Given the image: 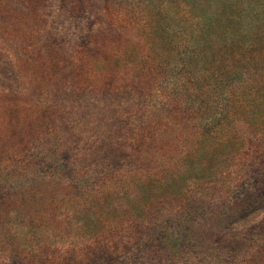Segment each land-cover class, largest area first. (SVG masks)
Segmentation results:
<instances>
[{
  "label": "rangeland",
  "instance_id": "374dc122",
  "mask_svg": "<svg viewBox=\"0 0 264 264\" xmlns=\"http://www.w3.org/2000/svg\"><path fill=\"white\" fill-rule=\"evenodd\" d=\"M192 26L183 0H0V264H264V198L234 206L261 150L236 182L243 133L182 74Z\"/></svg>",
  "mask_w": 264,
  "mask_h": 264
},
{
  "label": "trees",
  "instance_id": "16d2710c",
  "mask_svg": "<svg viewBox=\"0 0 264 264\" xmlns=\"http://www.w3.org/2000/svg\"><path fill=\"white\" fill-rule=\"evenodd\" d=\"M184 13L190 15L192 21L190 34L185 33V55L181 58L183 76L196 85L199 100L215 96L217 100H226L227 116L235 120L230 132L234 129L242 131L243 138L234 141L230 148L233 159L232 171L234 180L241 179L242 172L249 168L248 163H242L236 158L235 151L249 149L245 156L256 155L255 163H264L260 138H264V0H183ZM91 21L92 15L87 12ZM188 17V16H187ZM83 23V24H81ZM85 25L80 21L76 27ZM87 25V24H86ZM85 25V26H86ZM90 24L87 26L89 29ZM77 34L80 32H76ZM151 76V74H150ZM149 76V79H150ZM152 78V77H151ZM181 77H175L171 92L166 97L171 110L178 108L185 100L180 91ZM222 116V114H220ZM167 127L164 126L163 129ZM207 130L200 133L204 135ZM233 134V133H232ZM258 143L250 144L251 139ZM242 144L240 148L237 145ZM258 144L259 149H253ZM229 157V156H228ZM228 157L223 161L226 165ZM58 171L66 170L68 163L58 161L53 164ZM256 200L248 199L245 205L234 203V206L246 209L257 206L258 200L264 198V186ZM243 209L242 211L246 210ZM240 211V212H242ZM215 211L211 221L218 228L227 220V213ZM245 212V211H244ZM174 236L173 234H171ZM169 238L171 236H168Z\"/></svg>",
  "mask_w": 264,
  "mask_h": 264
}]
</instances>
